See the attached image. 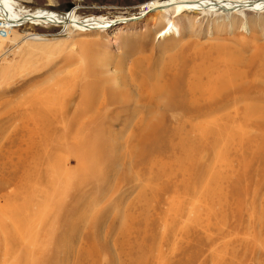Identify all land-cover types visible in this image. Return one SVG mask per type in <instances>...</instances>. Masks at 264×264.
<instances>
[{
	"label": "rangeland",
	"instance_id": "374dc122",
	"mask_svg": "<svg viewBox=\"0 0 264 264\" xmlns=\"http://www.w3.org/2000/svg\"><path fill=\"white\" fill-rule=\"evenodd\" d=\"M12 1L105 30L0 37V264H264V11L121 22L152 0ZM196 66L260 72L257 111L192 118Z\"/></svg>",
	"mask_w": 264,
	"mask_h": 264
},
{
	"label": "bare ground",
	"instance_id": "6f19581e",
	"mask_svg": "<svg viewBox=\"0 0 264 264\" xmlns=\"http://www.w3.org/2000/svg\"><path fill=\"white\" fill-rule=\"evenodd\" d=\"M14 6L15 4L12 0H0V23L4 27L11 26L16 28L25 26L26 24H30L31 26L59 24L62 27L64 26V28L68 29L72 27V29H75V31H86L95 28H100L101 31L105 30L102 28V26H100L103 24L102 22H104L105 19L100 16L98 19L95 17H86L79 20L77 17H75L73 10L69 14L50 13L43 10L35 11L33 14L22 17V15L19 13L18 15L14 13V11L17 12ZM185 9L201 12L203 14L213 13L229 15L230 13H238L241 15V17H244V12L246 10L255 12L264 11V0H152L141 6L139 13L136 14L137 16L133 14L128 15V18H122L120 21L127 22L135 19L138 20L154 11H157L155 13H157V16L159 15L158 17L160 19L161 17L164 19V17L171 10H173L177 16L180 15ZM112 23H110L108 27L112 26ZM167 24L169 26L168 28L164 27L162 29L164 30L162 35L170 33L172 30H176L171 20L168 21ZM32 38L37 39L38 37L32 36ZM196 68L205 71L202 66H196L194 68L188 79L185 92H192L194 89H196L195 86H201L204 88H202L200 91L198 90V96L196 97L195 102H192L194 103V109L191 110L192 118H205L222 109L223 112H221V114L219 113V115L215 117L214 120L226 121L230 117H236L237 119L243 117L248 110L255 112L257 111V107L255 106L254 102L248 103V105L245 103L247 101L251 102V100H254L257 97L256 95L258 94L260 85L255 84V82L256 76L260 72L254 71L253 73H248L247 70L231 68L236 73L230 74L229 68H227L224 71H220V69L216 72L208 71L206 73L205 71V73L202 75L200 72L196 71ZM260 75L262 78L261 81L264 83V73H260ZM164 91L165 85L163 84L156 83V85L153 86V89L146 90V84L142 83L139 86L138 94H140L139 92H147L149 93L150 97L154 98V96H159V94L163 93ZM263 94L264 90L262 91V95ZM230 107L233 112H226ZM140 113L144 115L142 111Z\"/></svg>",
	"mask_w": 264,
	"mask_h": 264
},
{
	"label": "built area",
	"instance_id": "2783aa9c",
	"mask_svg": "<svg viewBox=\"0 0 264 264\" xmlns=\"http://www.w3.org/2000/svg\"><path fill=\"white\" fill-rule=\"evenodd\" d=\"M43 26H51V24H46V25H43ZM12 29V28H8L6 29V27L2 26V24L0 23V36L1 37H5L7 36V32Z\"/></svg>",
	"mask_w": 264,
	"mask_h": 264
}]
</instances>
